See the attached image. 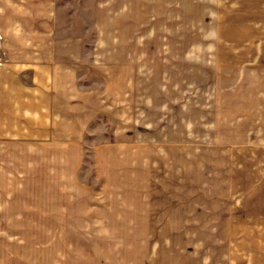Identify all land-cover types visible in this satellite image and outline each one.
I'll list each match as a JSON object with an SVG mask.
<instances>
[{"label":"crops","instance_id":"0c3cea01","mask_svg":"<svg viewBox=\"0 0 264 264\" xmlns=\"http://www.w3.org/2000/svg\"><path fill=\"white\" fill-rule=\"evenodd\" d=\"M158 1L0 0V219L18 207L63 218L91 188L88 156L100 193L135 197L147 264H264V232L242 246L236 171L225 176L213 145L194 153L191 122L177 135L166 105L145 101Z\"/></svg>","mask_w":264,"mask_h":264},{"label":"rangeland","instance_id":"374dc122","mask_svg":"<svg viewBox=\"0 0 264 264\" xmlns=\"http://www.w3.org/2000/svg\"><path fill=\"white\" fill-rule=\"evenodd\" d=\"M158 2L146 7L154 14L145 39V101L166 105L162 119L170 112L177 135L191 122L194 153L213 145L225 176L236 171L245 246L254 233L257 238L264 232L262 1L175 0L174 7L173 0ZM88 158L79 178L91 188L73 194L63 218L41 219L39 208L23 216L30 208L18 207L15 219H0V264H147V219L138 216L135 197L128 193L123 201L119 190L100 193L103 179ZM92 203L99 207L90 210Z\"/></svg>","mask_w":264,"mask_h":264}]
</instances>
